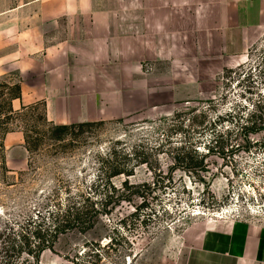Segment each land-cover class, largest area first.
Listing matches in <instances>:
<instances>
[{
    "label": "rangeland",
    "instance_id": "obj_1",
    "mask_svg": "<svg viewBox=\"0 0 264 264\" xmlns=\"http://www.w3.org/2000/svg\"><path fill=\"white\" fill-rule=\"evenodd\" d=\"M178 60L148 64L138 79L94 81L96 112H77L92 119L68 123L85 125L59 134L35 118L10 125L26 127L36 147L8 149L0 139V264H176L194 223L264 224V130L251 135L250 151H231L264 108V37L239 63ZM222 136L230 151L215 149ZM69 196L97 206L110 197V214L58 235L39 256L9 248L36 224L47 228Z\"/></svg>",
    "mask_w": 264,
    "mask_h": 264
},
{
    "label": "crops",
    "instance_id": "obj_2",
    "mask_svg": "<svg viewBox=\"0 0 264 264\" xmlns=\"http://www.w3.org/2000/svg\"><path fill=\"white\" fill-rule=\"evenodd\" d=\"M263 37L264 0H0V79L21 85L14 109L43 102L68 124L92 119L77 112H96L94 81L178 59L239 63ZM24 138L11 132L5 146ZM185 238L176 264H264L263 223L212 219Z\"/></svg>",
    "mask_w": 264,
    "mask_h": 264
},
{
    "label": "trees",
    "instance_id": "obj_3",
    "mask_svg": "<svg viewBox=\"0 0 264 264\" xmlns=\"http://www.w3.org/2000/svg\"><path fill=\"white\" fill-rule=\"evenodd\" d=\"M0 89V98L6 94L9 96L8 100L4 103H0V139H5V136L8 133L17 131V129L14 130V128H10V125L16 122H21L26 125L30 118H35L38 123L46 126L49 131L54 130L57 134H59V132L62 133L68 131L75 126L86 124L73 123L57 125L54 122L49 121L45 104L43 102L23 106L21 109L16 110L12 105V101L21 97V85L19 83L12 84L10 82L0 81ZM5 90H7V93ZM259 124H264V108L257 106L248 121L239 128L240 131L238 132V136H240L239 138L242 142L238 145H234L231 148V151H250L251 148L255 147L258 142H254L251 139V135L264 130V125ZM16 127L19 128L18 130H21L22 126L18 124ZM28 131L29 130L25 127L23 133L27 149L32 151L34 147H36V144L30 140ZM56 133H54V136H59ZM226 140H228V138ZM215 142V149L217 148L223 152H225V150L230 151L224 137L223 139L219 137ZM212 150L213 149L209 148V153H211ZM191 151L196 155H191L189 157L190 160H197V157H199V155H197L199 154V150L194 148ZM201 157L202 159L197 161L194 168H202L204 156ZM177 159H180V157ZM80 197H82L85 203L82 204L83 201L80 200ZM109 199L110 197H106L105 202H101L100 205L97 206L93 203L87 204L86 202L89 200L85 199L83 196H78L77 198L69 196L66 204L61 205L58 203L55 205V208L50 213V216H52L53 219L52 223L49 224L47 228H42L40 223L36 224V226L30 231L21 232L20 237H18L20 243H16V241H14L15 239L12 240L9 244V248L15 251H20V253L27 252L32 255L36 252V255L39 256L40 253L45 250L53 249L58 235L73 230L84 231L93 228L96 219L110 214L108 209L110 204ZM123 225L126 226L125 222ZM33 240H35V243H33ZM73 263L76 264L74 260Z\"/></svg>",
    "mask_w": 264,
    "mask_h": 264
}]
</instances>
